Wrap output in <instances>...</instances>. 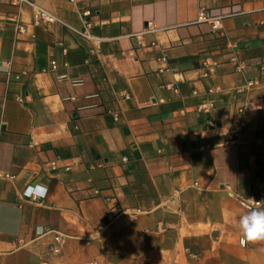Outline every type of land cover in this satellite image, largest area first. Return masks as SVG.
<instances>
[{"label": "crops", "instance_id": "0c3cea01", "mask_svg": "<svg viewBox=\"0 0 264 264\" xmlns=\"http://www.w3.org/2000/svg\"><path fill=\"white\" fill-rule=\"evenodd\" d=\"M33 1L91 39L0 0V264H264V0Z\"/></svg>", "mask_w": 264, "mask_h": 264}, {"label": "built area", "instance_id": "2783aa9c", "mask_svg": "<svg viewBox=\"0 0 264 264\" xmlns=\"http://www.w3.org/2000/svg\"><path fill=\"white\" fill-rule=\"evenodd\" d=\"M13 2L16 5H18V6L26 4V5L31 7V9H32V17H31L30 24L32 26H34V27L47 26V25H50V24H53V23H56V22H60L69 31H71V32H73V33H75V34H77V35H79V36H81V37H83L85 39H88V40L91 39V36L89 34V29H90L89 15H90V11L88 9H81L80 10L81 15L83 17V21H84V28L82 30H78V29H75V28L71 27L70 25L64 23L56 15H54L51 12L45 10L44 8L38 6L37 4L34 3L33 0H13ZM12 20L15 23L17 32L22 33V32L25 31L26 26L20 21L18 15L13 16ZM197 21L209 22L211 24V28L212 29H217V28L220 27L219 19L218 18L209 17L204 10H200L199 11L198 17H197ZM156 30H157L156 25L154 23H152V22H148L146 27L144 28V30L142 32L135 33L134 36H136L137 39H140V36H141L142 33H144V32L154 33V32H156ZM58 44L61 45V43H58ZM151 44L152 45H156L155 42H152ZM62 51L65 53L66 49L63 47ZM129 55L133 56V52H129ZM158 60L161 63L164 64V67H162L160 69L166 68L165 63H166V60H167V54L165 52H162L159 55ZM57 67H58L57 62L55 60H52L50 62L49 70H55ZM19 77H20L19 74H15L14 75L15 79H18ZM256 83H257L256 80H252V81H249L247 85L250 87V86H254ZM174 90H176V89L174 88ZM128 97H129L128 94H124V98H128ZM15 99L17 101H21L22 100V98L19 97V96H16ZM1 104L2 103L0 101V105ZM212 107H213V102L212 101H208V102H206L204 104H201L199 106V109L209 110ZM108 113L113 116L114 120L118 119V110H116L115 108L109 109ZM44 166H50V167L54 168L55 164H54V162H49V163H45ZM1 176L4 177V178H10V179L13 178V175L8 174V173H3ZM23 195L26 196V197H34L35 195H37L35 187L27 186L25 188V190L23 191ZM248 198L255 199L256 201H261V200H264V193H261V194H259L258 196H255V197H241L240 198L241 204L246 209H251L252 202H250ZM66 237L67 236H65L64 234L56 232L54 234L52 243L48 246V250H47L48 253L52 254V255L59 254L62 251V249H63V247L65 245ZM39 264H49V261L44 258V259H42L39 262Z\"/></svg>", "mask_w": 264, "mask_h": 264}, {"label": "clouds", "instance_id": "9594fccd", "mask_svg": "<svg viewBox=\"0 0 264 264\" xmlns=\"http://www.w3.org/2000/svg\"><path fill=\"white\" fill-rule=\"evenodd\" d=\"M252 207L239 217L238 227L242 233V244L264 242V200L248 198Z\"/></svg>", "mask_w": 264, "mask_h": 264}, {"label": "rangeland", "instance_id": "374dc122", "mask_svg": "<svg viewBox=\"0 0 264 264\" xmlns=\"http://www.w3.org/2000/svg\"><path fill=\"white\" fill-rule=\"evenodd\" d=\"M61 253V252H60ZM59 253V254H60ZM56 255H58V254H56ZM86 264H97V263H95V259H91V260H88L87 262H86Z\"/></svg>", "mask_w": 264, "mask_h": 264}]
</instances>
